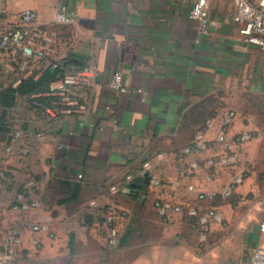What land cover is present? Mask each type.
I'll return each mask as SVG.
<instances>
[{
    "label": "crops",
    "instance_id": "0c3cea01",
    "mask_svg": "<svg viewBox=\"0 0 264 264\" xmlns=\"http://www.w3.org/2000/svg\"><path fill=\"white\" fill-rule=\"evenodd\" d=\"M60 5L76 12L73 25L57 23ZM27 9L36 11L38 25L56 37L57 60L76 59L79 66L99 72L84 116L52 122L30 110L21 124L26 136L14 143L29 146V156L1 155L16 183L36 178L41 203L37 219L51 222L56 230L62 213L89 215L92 200L106 203L109 187L120 185L145 161L154 163V174L165 182L176 179L183 166L181 151L205 122L207 111L241 112L251 108L248 102L253 96L264 97V51L240 46L242 24L232 19L235 7L229 0H208L206 14L217 23L208 34L201 33L189 17V5L181 0H4V24L18 23ZM115 71L123 73L129 92L109 89ZM238 117L234 130L243 126ZM157 154H164L165 161L158 163ZM206 173L200 171L192 182L199 190L218 191L205 182ZM50 179L78 185L80 193L65 196L66 204L59 197L62 194H54L53 203H46L42 186ZM5 188L0 185L11 198L12 187ZM178 194L168 187L155 191L144 184L114 196L128 213L119 221V233L134 229L136 220L147 213L166 226L153 202L174 196L195 204L185 190ZM51 213L58 216L56 222ZM43 242L41 254L50 243L45 238ZM106 254L105 259L115 255Z\"/></svg>",
    "mask_w": 264,
    "mask_h": 264
},
{
    "label": "built area",
    "instance_id": "2783aa9c",
    "mask_svg": "<svg viewBox=\"0 0 264 264\" xmlns=\"http://www.w3.org/2000/svg\"><path fill=\"white\" fill-rule=\"evenodd\" d=\"M181 1L189 5V17L199 24L201 33L208 34L210 28L217 25L206 14L208 0ZM229 1L235 7L232 19L242 24L238 39L240 46L264 51V0ZM4 12V0H0V88L18 92L25 82L38 79L48 69H61L62 74L50 83L46 93L19 98L25 107L52 122L64 117L84 116L88 112V97L99 78V72L93 67L67 65L57 60L56 37L51 30L38 25L39 15L36 11L23 10L18 23L10 25L4 24ZM76 20V12L64 5L59 6L58 24L70 26ZM109 89L119 94L129 92L121 71L112 74ZM237 117L235 110L223 109L205 121L193 140L182 149L180 161L183 166L176 179L165 182L159 175L154 174V163L145 161L136 173L126 174L120 185L114 184L109 187L111 196L106 203L97 199L92 200L88 213L94 218H102L106 247L113 250L119 246L121 236L118 224L120 220L128 217L127 211L120 209L114 201V196L136 191L132 185H144L145 180L155 191L168 187L173 192L180 193L178 195H183L184 193H181L185 190V194L196 200L195 204H186L179 202L174 196L157 198L153 202V208L164 225L186 222L200 228L203 233L209 231L211 222L222 225L223 218L215 209L204 208L206 202L211 205L215 203L218 192L199 190L192 179L200 171H218L238 162L236 154L238 148L252 138L247 131L233 132ZM25 136L26 130L23 127L19 128L13 136V142L5 148L4 153L20 158L29 156V146L15 147L14 144L23 140ZM155 159L158 163L164 162L165 155L157 154ZM14 178L13 171L7 167L0 168V185L13 189L8 205L0 195V264H23L31 252H40L43 249V238L50 242L57 239L54 225L49 221L37 219L36 212L40 210L41 203L36 196L38 186L36 179L30 177L25 183L20 184L16 183ZM213 181L214 174L207 172L205 182L213 184ZM241 182L242 179L237 178L224 195H230ZM259 233L264 235V210ZM240 264H264V245L252 250L248 260Z\"/></svg>",
    "mask_w": 264,
    "mask_h": 264
},
{
    "label": "rangeland",
    "instance_id": "374dc122",
    "mask_svg": "<svg viewBox=\"0 0 264 264\" xmlns=\"http://www.w3.org/2000/svg\"><path fill=\"white\" fill-rule=\"evenodd\" d=\"M7 91L10 90L0 88V121L19 129L30 109L24 106L17 92L16 98L4 105ZM248 104L249 110L237 111L243 126H236L235 130L233 127V132L247 131L252 138L238 148V162L218 171L207 170L214 174L213 185L218 197L212 205L206 202L204 208L215 209L223 218L222 225L211 222L209 231L203 233L188 223L163 226L147 213L136 220L134 229L120 234L119 246L111 250L106 247L100 217L62 213L57 239L49 243L44 254L31 252L23 264H34L31 260H41L40 264H240L247 261L252 250L264 245V235L259 233L264 210V97L253 96ZM9 137L5 133L0 140ZM237 178L242 182L230 195H224ZM47 181L42 186L46 203H53L54 194H62L59 197L66 204L69 198L65 196L80 193L76 185ZM0 193L8 205V193L4 189ZM57 217L50 215L54 222ZM108 251L115 255L105 259Z\"/></svg>",
    "mask_w": 264,
    "mask_h": 264
},
{
    "label": "trees",
    "instance_id": "16d2710c",
    "mask_svg": "<svg viewBox=\"0 0 264 264\" xmlns=\"http://www.w3.org/2000/svg\"><path fill=\"white\" fill-rule=\"evenodd\" d=\"M60 74H62L61 69H58V70L48 69L47 71H45L42 74V76L38 80L31 79V80H28L27 82H25L19 88L17 93L20 95V97H30L32 95L44 94L48 91L50 83L52 81H54L58 77V75H60ZM13 97L16 98V91H14V90L7 91L5 93L4 105H6V106L9 105L11 103V100L13 99ZM41 100H44V98H41ZM215 113H216V111H211V112L207 111L205 121L207 119L213 117ZM17 130L18 129L15 128L13 125L8 126L3 121H0V136L2 134H5V133H8L11 136L9 138H6V140H5V138H1V140H0V168L6 167L5 165H3L1 163V161H2L1 155H2V153L5 154L4 150L9 144L12 143L13 136ZM69 186H72V185H69ZM75 187L78 188L79 186L76 185ZM99 219L101 222L103 221L102 218H99Z\"/></svg>",
    "mask_w": 264,
    "mask_h": 264
},
{
    "label": "water",
    "instance_id": "95a60500",
    "mask_svg": "<svg viewBox=\"0 0 264 264\" xmlns=\"http://www.w3.org/2000/svg\"><path fill=\"white\" fill-rule=\"evenodd\" d=\"M66 64H67V65H68V64H75V65L79 66V62H77L76 59H71V60L67 61ZM147 176H148V175H146V177H147ZM145 184H148V181H147V180H145ZM132 188L135 189V190H136V189H140V188H141V185L133 184V185H132Z\"/></svg>",
    "mask_w": 264,
    "mask_h": 264
}]
</instances>
